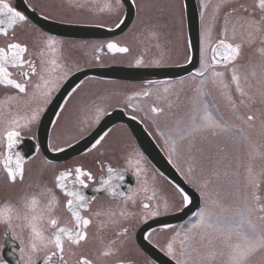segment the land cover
Segmentation results:
<instances>
[{
  "label": "flooded vegetation",
  "instance_id": "flooded-vegetation-1",
  "mask_svg": "<svg viewBox=\"0 0 264 264\" xmlns=\"http://www.w3.org/2000/svg\"><path fill=\"white\" fill-rule=\"evenodd\" d=\"M3 1L25 16L26 21H19L13 28L7 29V36L0 33V48H7L9 43L26 45L28 52L24 58L35 64L36 73L25 78L19 73L30 72L27 65L23 69L8 65L10 78L24 83L26 91L20 93L12 86L0 85V212L6 205H11L21 215L29 211L30 215L42 216L38 228L45 235L55 231L48 223L51 218L57 219L60 227L74 228V218L67 208V200L71 197L57 186V177L70 172L72 174L63 183L69 190L78 189L86 196L87 207L79 211L91 223L84 229L87 239L79 245H72L65 238L66 264H80L84 259L92 264H160L142 248L140 238L167 256L170 264L187 259L182 254L184 249L180 241H183L187 224L196 214H191L181 223L144 230L150 221L178 212L186 203L183 201L176 210L170 209L173 204L171 197L176 195L175 198L180 199L183 190L171 177L162 174L159 166L142 151L126 120H132L142 128L159 150L160 160L163 161L160 168L172 166L176 169L201 194L203 201L201 190L187 178L185 164L177 157V150H172L171 137L186 136L188 129H192L197 97L206 104L220 105L215 93L202 86L200 80L219 69L231 68L246 57L245 46L232 41L236 18L251 13L248 15L255 16L264 29V8L260 7V0H217L212 9L213 18L207 14L208 0H197V26H190L182 2L184 32L179 36V50L174 51L173 61L165 44L159 46L150 41L152 54L163 53L162 58L168 56L161 63L145 64L122 59L132 52L133 46L137 50L141 47L138 42H132L131 47L128 39L134 34L136 24L150 25L148 20L138 17L137 0H132L134 15L125 28L127 7L123 0H119L121 8L111 16L108 14V0H23L21 9L17 8L16 0ZM205 4L207 7H204ZM49 39L54 43L48 44ZM221 39L240 46L237 59L227 65L213 60V49ZM109 43L126 47L129 51L106 52ZM168 46L171 48V45ZM195 49L198 51L196 68L179 78L121 81L85 74L109 66L185 65L191 61ZM207 65L211 66L203 77L199 76ZM191 79H195V84L188 88L185 83L181 89L183 96L179 98L182 104L178 107L169 105L164 101L163 94L154 91L159 86ZM192 91L195 97L190 99L191 105L187 107L188 99H184L187 98L184 94ZM33 113L37 115L36 120L19 129L20 142L14 149L24 157V177L12 182L3 166L9 154L6 131L12 120L19 119L23 125V117ZM111 113L118 115L116 121L107 129L101 128ZM219 142V131L215 129L209 143L212 155H216L213 146L216 147ZM141 168L144 169L142 175L139 172ZM76 169L92 174L91 179L84 178L88 184L86 189L81 188L76 180ZM120 176L123 179H119ZM97 188L101 190L95 191ZM112 190L119 195L113 196ZM33 198L37 201L35 213L31 212ZM157 198L163 208L168 205V210L159 209ZM157 211L158 214H155ZM15 223L16 234L27 241L29 232L24 227L25 222L20 220ZM173 242L175 247L170 255L168 245ZM105 252L110 255L105 256ZM46 255L44 251L36 253L33 257L35 264H44ZM0 258L5 264H17L20 259V241L11 233H5L4 225H0Z\"/></svg>",
  "mask_w": 264,
  "mask_h": 264
},
{
  "label": "rangeland",
  "instance_id": "rangeland-1",
  "mask_svg": "<svg viewBox=\"0 0 264 264\" xmlns=\"http://www.w3.org/2000/svg\"><path fill=\"white\" fill-rule=\"evenodd\" d=\"M222 1L239 2L240 0ZM137 2H139L138 17L148 20L150 25L136 24L134 34L128 39L131 47L132 42L136 44L138 42L141 47L137 50L133 46L132 52L122 59L130 62L142 61L138 64L166 61L168 55L162 58L163 53L152 54L150 41H154L159 46L165 44L171 55H175L174 51L179 50V36L184 32L182 1L137 0ZM108 3L109 16L121 8L119 0H108ZM208 3L207 14L208 17L213 18L212 9L217 4V0H208ZM248 14L236 18L232 39L233 42H241L245 46L246 57L240 62L237 61L231 68L219 69L200 80L202 81L200 84L214 92L220 101L219 106L208 104L213 115L217 116L225 126L224 129H217L220 142L216 147L213 146L216 155H212L213 150L209 144L210 136L215 129L193 131L189 128L184 139H179L177 135L171 137L172 143L173 140L176 141L175 150L179 154L177 157L185 164L184 171L187 178L192 180L203 194V206L197 216L187 224L184 237L187 230L198 222L201 214L207 217L208 213L219 211L214 202L232 210L242 205L251 207L253 221L257 225L264 226V220L259 219L264 216V212L259 210V206H264V29L255 16ZM168 45H171V48ZM233 70L240 76L244 95H241L233 82ZM194 84L195 79H191L184 83L176 82L159 86L154 91L163 94L164 101L169 105L178 107L182 104L179 100L183 96L181 89L185 85L188 88L193 87ZM184 96L187 97L184 99H188L187 107H190L192 101L190 99L195 97L194 92ZM249 116L253 119L248 120ZM143 171L144 169L141 168L139 171L141 175ZM175 196L171 197L173 202L171 210L178 209L183 203L182 197L179 199ZM256 197H259V200ZM156 204H160L159 209H166L165 206L164 208L161 206L163 204L159 202V198ZM184 237L182 236V240ZM186 243L191 245L189 251L192 252V259L203 258L218 252L220 248V241L214 233L203 235L198 232ZM172 245L174 250V242ZM212 264H221V258L217 256ZM248 264H264V249L252 254Z\"/></svg>",
  "mask_w": 264,
  "mask_h": 264
},
{
  "label": "snow or ice",
  "instance_id": "snow-or-ice-1",
  "mask_svg": "<svg viewBox=\"0 0 264 264\" xmlns=\"http://www.w3.org/2000/svg\"><path fill=\"white\" fill-rule=\"evenodd\" d=\"M207 7V4L204 5ZM260 7L264 8V0H260ZM17 21L24 22L26 17L23 16L19 11L12 8L9 4L4 3L0 0V26L7 22L8 28H13ZM0 33L7 36L8 32L5 28L0 27ZM48 44L54 43L51 39L47 41ZM108 49L126 53L129 51L126 47H119L115 43H109ZM28 52L26 45L20 43H9L7 48H0V85H9L19 90L20 93H25L26 88L24 83L17 82L11 79V73L8 71L7 66L11 65L13 68L23 69L26 65L30 69L29 71H21L19 74L27 78L30 74L36 73L35 64L31 60H25V54ZM214 55L213 60L216 63H224L225 65L232 63L237 59L240 54V46L226 43L225 40L221 39L215 49H213ZM219 57V59H217ZM138 63H142L139 61ZM207 65L198 74L203 77L204 73L208 70ZM221 75V73H217ZM41 79H44L41 77ZM233 82L236 85L237 90L244 95V90L240 84V76L233 70L232 76ZM47 81H45V84ZM39 88L40 85H37ZM147 94V93H146ZM243 102V101H242ZM156 111V109H153ZM194 116L192 119L191 128L193 131L207 130V129H224L225 126L213 115L208 104L204 103L197 97L194 105ZM37 115L33 113L31 116L23 117L25 123L20 124L19 119L11 121L10 128L6 131L7 138V150L8 156L4 161V168L12 182H15L18 178L23 180L24 177V157L14 152L15 147L20 142V128L27 127L32 121L36 120ZM253 117L249 116L248 120H252ZM179 139H184V135L180 134ZM167 143V141H166ZM176 141L173 140V148L175 151ZM14 164V166H13ZM112 171V169H109ZM77 173L76 180L78 181L81 188L86 189L88 184L84 178L91 179V173L85 172L82 169H76ZM72 173H61L57 177V186L65 192L68 197L67 208L71 212L75 227H60L58 226V220L51 218L48 223L52 228L55 229L51 234L45 235L44 231L38 228V221L42 220V216L25 211L23 215L18 210H14L11 205H6L4 211L0 212V225H4L5 233H11L16 239L20 241V259L17 264H35L33 259L34 255L40 251H44L47 255L44 257V264H66L64 260V245L65 238L72 245H79L81 241L87 239V233L84 231L91 223L89 219H85L80 214V209L86 208L88 200L82 191L78 189L69 190L67 185L63 183ZM119 179H123L120 176ZM107 183V182H105ZM258 186V185H257ZM100 191L101 189H94ZM113 196L119 195V193L112 190ZM182 199L186 204L191 203L187 193L181 192ZM94 199V197H93ZM259 200V197H256ZM216 203L218 212H210L207 217L201 214L198 222L195 223L192 228L187 230L185 233L184 240L181 241V245L184 249L183 255L187 256V259L178 261V264H212L217 256L221 258V264H248V260L258 250L264 249V226L257 225L252 219V208L246 205L237 207L235 210L225 208ZM37 201L35 198L31 200V212L35 213V205ZM145 208L148 205H144ZM167 205H165V208ZM28 208V205H25ZM259 210L264 212V206H259ZM158 214V211L157 213ZM260 220H264V216L259 217ZM23 220L24 227L28 229L29 235L27 241L22 236H19L15 232L16 221ZM126 231V230H125ZM200 232L203 235L214 233L217 235V239L220 241V248L218 252H213L203 258L192 259V252L189 251L190 244L186 242L192 240L197 233ZM196 251V249H192ZM169 254H173V245H168ZM105 256L110 255L109 252L104 253ZM53 257L56 259L53 260ZM0 264H5L3 258H0ZM80 264H92L90 260L84 259Z\"/></svg>",
  "mask_w": 264,
  "mask_h": 264
},
{
  "label": "water",
  "instance_id": "water-1",
  "mask_svg": "<svg viewBox=\"0 0 264 264\" xmlns=\"http://www.w3.org/2000/svg\"><path fill=\"white\" fill-rule=\"evenodd\" d=\"M123 1L127 7V14L125 16V22L123 24V28H125L127 24L130 22V20H132V17L134 15V5L132 0H123ZM16 2H17V8L21 9L23 0H16ZM183 2L186 8V13L190 22V26L192 25L196 26L198 22V14H197L198 10H197L196 0H183ZM29 15L31 17L33 16L32 14ZM0 27L5 28L6 30L9 29L7 22H5V24ZM106 52H112V50L107 48ZM193 54H194L193 55L194 61L187 65L173 66V67L109 66L96 70H90L85 72V74L86 75L95 74L101 76L102 78L125 80V81L153 80V79H161L167 77H180L184 74L189 73L190 70H192L196 65L197 55L195 52ZM117 116L115 115V113L109 114L107 118L103 121L101 128L107 129L111 124H113L116 121ZM118 119L121 120L120 118ZM126 121L130 123L131 129L133 130L142 151L157 166H159L158 167L159 171L162 174L171 177L174 183L177 184L185 193L188 194L189 199L191 201V203L187 204L181 211L177 213L156 218L150 221L148 225L144 228V230H147L148 228H152V227L182 222L200 206V199L198 198V196L195 195L196 193L185 182H183L181 179L178 178L174 169H172L171 167L167 168L165 166H164L165 168L163 167L160 168V165L162 166L163 161L160 160L161 154L159 150L156 148V146H154L153 142L146 136V134L142 132V128L134 124V121L132 120H126ZM139 243L142 246V248L157 262H159L160 264H170L169 259L164 254H162L156 247L150 244L148 241L140 238Z\"/></svg>",
  "mask_w": 264,
  "mask_h": 264
}]
</instances>
